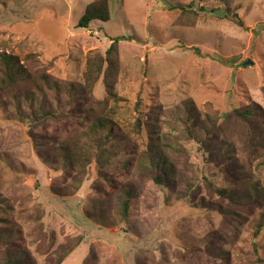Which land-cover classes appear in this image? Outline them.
<instances>
[{
    "label": "rangeland",
    "instance_id": "1",
    "mask_svg": "<svg viewBox=\"0 0 264 264\" xmlns=\"http://www.w3.org/2000/svg\"><path fill=\"white\" fill-rule=\"evenodd\" d=\"M94 1L0 0V52L17 57L32 77L81 89L89 55L104 57L119 38L117 59L69 109L77 118L28 129L11 118L10 99L0 93V228L12 233L0 264L12 254L27 264H264V228L254 236L264 216V0H106L107 22L78 27ZM26 89L29 82L21 81L18 95ZM108 89L120 98L110 105L111 127L125 138L126 166L98 178L92 164L77 192L58 195L75 180L38 151L48 158L82 129L88 101L105 100ZM188 100L205 148L184 136ZM252 103L262 114L249 124L231 115ZM206 116L216 121L202 130L208 137L198 129ZM164 135L172 176L157 185L153 179L164 173L147 168L146 156ZM208 184L246 205L217 196ZM128 190L134 206L122 217L118 205ZM208 235L211 255L203 248ZM218 251L227 252L226 261L213 255Z\"/></svg>",
    "mask_w": 264,
    "mask_h": 264
},
{
    "label": "trees",
    "instance_id": "2",
    "mask_svg": "<svg viewBox=\"0 0 264 264\" xmlns=\"http://www.w3.org/2000/svg\"><path fill=\"white\" fill-rule=\"evenodd\" d=\"M199 11H205L200 8ZM213 10L209 11L210 13ZM110 13L108 8V2L106 0L94 1L86 6L85 11L78 21V27L87 28L92 21L107 22L109 20ZM223 18L229 20L238 27H242V22L236 14H226ZM118 41L119 38L112 40L109 48L105 52V56L102 57L99 54L89 55L86 62V71L84 73L85 84L80 89L77 86L70 84L60 85L57 81H51L46 76L32 77L31 74L24 68L20 63V60L8 54L6 52H0V93L9 97V107L12 110L11 118H15L20 122L28 123V129L41 126L48 122H54L58 119L69 118L74 116L77 118V114L69 112L75 103L87 99L91 94V90L94 87L96 81L103 75V65L108 64L111 66L117 59L118 55ZM32 56L28 55L24 60L29 61ZM21 81L29 82L30 89H26L21 95H18L17 88ZM43 89V90H42ZM46 92L51 96L52 103L46 97ZM64 95L65 103H61L60 96ZM117 100L120 101L114 92L107 90V98L102 101H91L89 100L88 114L83 117L82 120L85 122V126L79 131L73 133L70 138L60 141L56 145V151L50 153L47 158V153H39V156L44 162H48L50 165L57 166L63 173L73 176L72 187L64 186L57 190L58 195H71L79 190L83 183V173L90 166L94 165L98 178H103L105 172H118L122 171L126 166L123 155L125 152V142L122 135L118 134L116 129H113L111 125L113 121L111 117L114 116L112 112L116 105ZM5 104V107H8ZM183 106V125H184V136L188 137L193 141H197L202 145L203 140L199 138V134L195 125L196 117L192 114L194 109L193 102L188 100ZM97 109H101L102 112L107 114H98ZM67 111V114L65 113ZM231 115L239 122L249 124L251 119L259 117L262 114L261 108L252 103L243 109H234L230 112ZM117 114V112H116ZM228 116V115H227ZM210 124L209 130L215 127L216 121L212 120L209 116H206V124H199L198 129L202 135L208 137L210 131L203 132L202 130ZM135 134L141 135V125L137 122L133 126ZM42 138L37 141V147L42 146ZM160 142L152 147L148 148L147 168L148 166L153 169H159L164 174L156 176L153 180L157 185H163L165 177H171V165L166 158L167 148V136H163L160 140L154 139ZM127 141V140H126ZM46 145L47 143L43 141ZM131 145H134L132 141ZM209 189L214 192L217 196L226 198L231 203L236 205H246V202L239 201L227 190H216L211 184H208ZM133 193L128 190L122 196L119 201L118 209L119 214L122 217H128L131 211V207L134 206ZM254 206H257L258 200H250ZM247 202V203H248ZM204 208L215 210V206L206 203L203 204ZM219 214L224 215L221 211ZM261 219L255 224L254 236L261 232L264 228L263 219L264 216H260ZM12 233L7 228H0V250L6 254L8 242ZM213 236L208 235L203 239V248L208 255H211L209 251L210 243L213 240ZM219 259L226 261L227 252L218 251L213 253ZM4 264H27L25 256L22 254H12L5 257Z\"/></svg>",
    "mask_w": 264,
    "mask_h": 264
},
{
    "label": "water",
    "instance_id": "3",
    "mask_svg": "<svg viewBox=\"0 0 264 264\" xmlns=\"http://www.w3.org/2000/svg\"><path fill=\"white\" fill-rule=\"evenodd\" d=\"M250 64V61L249 62H245L244 64H243V66L245 67V66H248Z\"/></svg>",
    "mask_w": 264,
    "mask_h": 264
}]
</instances>
